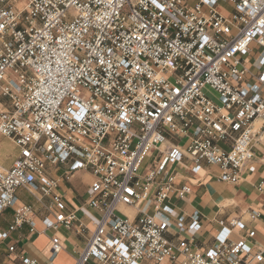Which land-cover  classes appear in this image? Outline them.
I'll return each instance as SVG.
<instances>
[{
  "label": "built area",
  "instance_id": "2783aa9c",
  "mask_svg": "<svg viewBox=\"0 0 264 264\" xmlns=\"http://www.w3.org/2000/svg\"><path fill=\"white\" fill-rule=\"evenodd\" d=\"M20 2L0 0V135L17 147L0 164V216L13 210L0 241L37 227L20 190L55 214L48 227L71 228L59 187L85 170L99 218L75 264H264L242 217H216L202 248V214L178 207L185 175L238 184L264 164V0ZM255 188L248 220L264 224V176ZM7 254L39 264L15 242Z\"/></svg>",
  "mask_w": 264,
  "mask_h": 264
},
{
  "label": "crops",
  "instance_id": "0c3cea01",
  "mask_svg": "<svg viewBox=\"0 0 264 264\" xmlns=\"http://www.w3.org/2000/svg\"><path fill=\"white\" fill-rule=\"evenodd\" d=\"M61 174L62 171L59 172V175ZM263 176L264 164L261 162L252 163L244 171V179L238 184L221 182L216 176L206 175L204 172L200 176L193 178L190 175H185L193 182L194 191L186 200L180 201L178 207L187 213L198 210L202 214V230L191 232L196 238L198 247L206 248L213 242V236L219 228L214 221L216 217L233 216L242 217L248 228L255 229L256 236L252 241L256 247L264 246V224L261 221L250 222L247 215V211L251 208L262 207V197L258 194L255 185ZM78 177L84 178V184L76 182ZM199 179H201V182H197ZM92 181L93 176L90 172L80 170L75 172L69 181L62 182L59 187V192L64 196L68 208L75 210L77 214V218L71 228L63 225H59L57 228L54 226L48 227V222L55 225V214L36 203L34 199L32 204H35L38 209V227L31 231L28 225H24L13 234L11 240L0 241V250L4 251L0 264H11L7 262V246L11 242H15L20 251L37 259L39 264H75L79 252L83 249L87 238L95 229L99 218V212L86 204L89 197V186ZM44 200L47 203L50 202L49 198ZM125 211L131 212L132 210L127 208ZM9 213L12 214V218L7 221L6 215ZM2 217L6 219V224L4 226L0 223V227L7 229L13 219V210L5 211L0 216V220ZM246 232L247 230L235 231L231 238L238 240ZM54 236L59 237L62 249L58 254L52 256L51 243Z\"/></svg>",
  "mask_w": 264,
  "mask_h": 264
},
{
  "label": "rangeland",
  "instance_id": "374dc122",
  "mask_svg": "<svg viewBox=\"0 0 264 264\" xmlns=\"http://www.w3.org/2000/svg\"><path fill=\"white\" fill-rule=\"evenodd\" d=\"M18 3H21L20 0H18ZM219 4L229 10V6L225 2H219ZM17 155V147L15 143L7 137H4L0 135V164H2L4 167H9L13 163L15 157ZM154 157L150 156V158H147L145 164L152 162ZM77 183L79 184H84L85 180L83 177H78L76 180ZM128 213V212H126ZM130 214V213H128ZM12 218V214L9 213L6 215L7 221H9ZM6 219L3 217L1 218V222L3 225L6 224ZM5 226V225H4ZM38 227V225H37ZM4 251L0 250V260L3 259Z\"/></svg>",
  "mask_w": 264,
  "mask_h": 264
},
{
  "label": "trees",
  "instance_id": "16d2710c",
  "mask_svg": "<svg viewBox=\"0 0 264 264\" xmlns=\"http://www.w3.org/2000/svg\"><path fill=\"white\" fill-rule=\"evenodd\" d=\"M19 197L26 201V202H29V203H33L34 202V198L29 195L27 192L23 191V190H20L19 193H18Z\"/></svg>",
  "mask_w": 264,
  "mask_h": 264
}]
</instances>
